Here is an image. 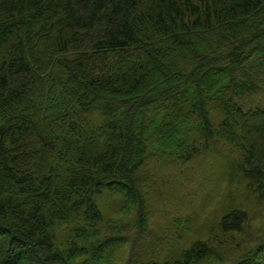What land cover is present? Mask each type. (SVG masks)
<instances>
[{"label":"trees","instance_id":"1","mask_svg":"<svg viewBox=\"0 0 264 264\" xmlns=\"http://www.w3.org/2000/svg\"><path fill=\"white\" fill-rule=\"evenodd\" d=\"M218 147L264 199V0H0V264H115L148 229L147 165ZM247 216L160 264H264V237L221 251Z\"/></svg>","mask_w":264,"mask_h":264},{"label":"rangeland","instance_id":"2","mask_svg":"<svg viewBox=\"0 0 264 264\" xmlns=\"http://www.w3.org/2000/svg\"><path fill=\"white\" fill-rule=\"evenodd\" d=\"M84 122L78 120L79 124ZM213 152L183 165L164 166L157 162L147 165L143 173L153 180L146 194L151 210L148 229L133 233L126 248L115 254L112 260L115 264H128L131 259L132 264L140 260L148 262V258L160 264L170 251L172 254L179 251L180 244L172 245L171 235L186 237L190 242L212 237L218 231L221 217L233 209L245 210L248 218L242 236L223 238L221 251L225 259L232 261L241 256L264 237V199L251 193L246 181L237 174L232 166L237 157L232 150L218 147ZM96 203L105 211H112L118 202L106 196ZM129 246L136 248L133 257Z\"/></svg>","mask_w":264,"mask_h":264}]
</instances>
